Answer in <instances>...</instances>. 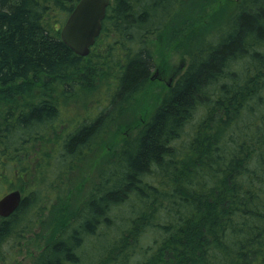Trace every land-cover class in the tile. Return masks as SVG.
Masks as SVG:
<instances>
[{"label":"trees","instance_id":"obj_1","mask_svg":"<svg viewBox=\"0 0 264 264\" xmlns=\"http://www.w3.org/2000/svg\"><path fill=\"white\" fill-rule=\"evenodd\" d=\"M193 1L112 0L96 45L80 57L61 39L79 0H0V155L11 161L10 153L40 139L59 116L57 102L34 93L27 100L30 89L53 85L59 101L110 78L109 107L63 136L66 162L92 150L149 86L157 67L154 37L187 39L192 52L189 68L122 147L120 166L102 170L92 194L74 210L67 231L73 233L50 245L37 264H130L139 247L130 240L149 225L155 243L140 246L138 264H264V0L237 4L198 48ZM213 34L219 41L206 45ZM188 126L189 141L180 146ZM153 167L155 184L148 181ZM135 197L145 207L152 203L155 214L141 210L135 217L136 208L126 218L110 214ZM28 205L23 200L0 221V243ZM100 225L108 235L96 245ZM86 236L94 239L87 249Z\"/></svg>","mask_w":264,"mask_h":264},{"label":"rangeland","instance_id":"obj_2","mask_svg":"<svg viewBox=\"0 0 264 264\" xmlns=\"http://www.w3.org/2000/svg\"><path fill=\"white\" fill-rule=\"evenodd\" d=\"M242 1L226 0L223 3L222 0H194L189 9L195 30L192 38L193 47L198 48L197 46L204 43L200 41L202 37L207 35L211 29L221 27L235 12L236 5ZM199 14L202 15L201 18L198 17ZM218 36L219 34L206 36V45L208 42H218L219 39H215ZM159 41L156 37L152 41L157 61L156 71L153 73L154 79L144 92L136 95L123 107L114 129L109 128L110 130L103 135L102 139H98L93 149L80 158L67 159L65 162L63 136L66 132L74 131L85 123L93 121L109 107V93L112 92L110 78L102 76L89 88L82 91L75 89L72 94L59 101L54 99L60 91L53 85L43 86L40 90L30 89L27 100H32L34 93L40 97L41 101L57 102L59 116L53 127L46 129L40 139L30 140L29 144L24 145V149L17 155L15 152L10 153L8 156L12 157V161L5 158V155H0V200L15 190H22L27 196H35L33 200L37 198L33 205L25 207V211L15 223L16 229L6 238L5 243L2 242L0 264H33L41 249L59 240L61 235H65L74 225V210H78L92 194L94 184L99 183L100 172L103 170L105 173L107 169L109 173L117 169L115 166H120L126 146L123 149L122 147L136 138L142 121L147 119L162 101L163 92L172 89L177 78L191 64L192 52L188 47L190 44L187 39L185 42L183 40L175 42L172 39ZM163 67L165 71L162 72L160 69ZM46 96L52 98L48 99ZM198 117L195 116V122ZM188 131L189 126L179 140L180 146L189 141ZM115 161L117 162L114 163ZM65 166L72 167L66 170ZM148 173L150 174L148 181L155 184V167ZM45 178L47 182L44 181ZM140 201L144 202L139 200V197L129 199L124 205L115 207L110 214L126 218L135 208L138 210L135 217L141 216V210L155 214V211L150 208L152 203L145 207ZM184 210L187 211L186 208ZM100 226L97 235L100 237L95 239L96 245L99 244L101 238L102 242L106 240L108 235L106 225ZM125 227H128V223ZM126 231L127 235H130L129 230L126 229ZM69 233L73 231L67 234ZM136 235L131 238L130 242L133 244L134 240H138L139 247L135 253L130 254V264L143 261L140 246L155 243V228L149 225L142 234L139 231ZM26 237H30L33 244L25 247V251L18 257V251L13 248V244L21 240L26 246ZM85 240H87V249L94 239L86 236ZM109 246L110 244L107 245ZM94 247H96L95 244ZM19 249L22 251L21 247ZM34 249H37V255L30 256V252ZM12 250H14V260L8 257L9 251Z\"/></svg>","mask_w":264,"mask_h":264},{"label":"water","instance_id":"obj_3","mask_svg":"<svg viewBox=\"0 0 264 264\" xmlns=\"http://www.w3.org/2000/svg\"><path fill=\"white\" fill-rule=\"evenodd\" d=\"M112 0H79L61 30L62 41L78 56L87 57L102 31ZM22 200L20 190L5 195L0 200V217H10Z\"/></svg>","mask_w":264,"mask_h":264},{"label":"flooded vegetation","instance_id":"obj_4","mask_svg":"<svg viewBox=\"0 0 264 264\" xmlns=\"http://www.w3.org/2000/svg\"><path fill=\"white\" fill-rule=\"evenodd\" d=\"M153 73H155V69H154V72H153ZM153 79H154V74H152V76H151V80H153ZM145 121H146V120H143L142 123H144ZM20 191H21V193H22V200H21L20 205L22 204V201H23V200H24V201L26 200V201L29 203L28 206L30 207L31 205H33V204L37 201V198L33 200V198H34L35 196H32V195L27 196V195L24 194V192H23L22 190H20ZM20 205H19V206H20ZM18 208H19V207H18ZM18 208H17V209H18ZM17 209H16V210H17ZM14 213H15V212H14ZM14 213H13V214H14ZM8 218H10V217H7V218H2V217H1V220H0V221L5 220V219H8ZM17 219H18V218H17ZM17 219H16V221H17ZM16 221L14 222V227L12 228V231L8 234L7 237H9L10 234L13 232V230L16 229V228H15V223H16ZM20 232H21V231H20ZM66 234H67V233H66ZM66 234H65V235H66ZM65 235L62 234L59 240H64ZM7 237H6V238H7ZM6 238L3 239V243H5V241L7 240ZM59 240H55V241H54L52 244H50V245H53L56 241H59ZM25 241L27 242L26 246L23 245V242H22L21 240H20V241H16V242H14V244H13V245H14L13 248L16 249V250L18 251V257H20V256L22 255V253L25 251V247L30 246V245L33 244V242L31 241L30 237H26V238H25ZM3 243H0V244H1V245H0V248H1V246L3 245ZM50 245H46L43 249L40 250V254H38V256L35 258L33 264H37V263L41 260V258L43 257V255L47 252L48 247H49ZM19 247H21L22 251H20ZM36 250H37V249H34L33 251H31V252H30V256H31V255H37V251H36ZM1 256H2V255H1ZM1 256H0V258H1ZM8 257H9V259L14 260V250L9 251V253H8ZM7 262H8V261H7Z\"/></svg>","mask_w":264,"mask_h":264},{"label":"bare ground","instance_id":"obj_5","mask_svg":"<svg viewBox=\"0 0 264 264\" xmlns=\"http://www.w3.org/2000/svg\"><path fill=\"white\" fill-rule=\"evenodd\" d=\"M93 112V111H92ZM97 112H98V110H97ZM96 113V112H95ZM99 113V112H98Z\"/></svg>","mask_w":264,"mask_h":264}]
</instances>
